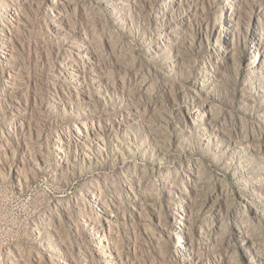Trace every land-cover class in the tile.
Returning <instances> with one entry per match:
<instances>
[{
	"label": "rangeland",
	"instance_id": "374dc122",
	"mask_svg": "<svg viewBox=\"0 0 264 264\" xmlns=\"http://www.w3.org/2000/svg\"><path fill=\"white\" fill-rule=\"evenodd\" d=\"M0 264H264V0H0Z\"/></svg>",
	"mask_w": 264,
	"mask_h": 264
},
{
	"label": "bare ground",
	"instance_id": "6f19581e",
	"mask_svg": "<svg viewBox=\"0 0 264 264\" xmlns=\"http://www.w3.org/2000/svg\"><path fill=\"white\" fill-rule=\"evenodd\" d=\"M57 142H60V138H57Z\"/></svg>",
	"mask_w": 264,
	"mask_h": 264
}]
</instances>
